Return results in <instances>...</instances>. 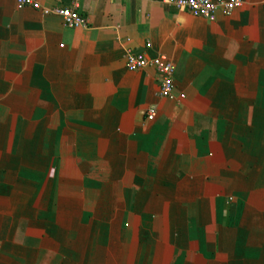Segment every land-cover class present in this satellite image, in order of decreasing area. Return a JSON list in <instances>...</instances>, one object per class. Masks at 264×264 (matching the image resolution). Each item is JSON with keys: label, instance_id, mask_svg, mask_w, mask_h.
Listing matches in <instances>:
<instances>
[{"label": "crops", "instance_id": "0c3cea01", "mask_svg": "<svg viewBox=\"0 0 264 264\" xmlns=\"http://www.w3.org/2000/svg\"><path fill=\"white\" fill-rule=\"evenodd\" d=\"M236 1L80 0L68 29L0 0V264H264V0Z\"/></svg>", "mask_w": 264, "mask_h": 264}, {"label": "built area", "instance_id": "2783aa9c", "mask_svg": "<svg viewBox=\"0 0 264 264\" xmlns=\"http://www.w3.org/2000/svg\"><path fill=\"white\" fill-rule=\"evenodd\" d=\"M18 9L31 8L39 11L44 16L54 15L60 17L63 24L68 29H79L87 27L86 19L78 12L80 0H74L69 8H44L39 0H14ZM161 1L173 6L177 10H184L192 16L203 18L209 22H214L216 14L221 12L224 16H230L235 8L241 6L236 0H153ZM148 50L151 45L146 44ZM125 66L130 72L139 71L147 67L153 68L159 76L160 89L159 96L164 99L175 100L174 87V65L164 55L148 58L143 53H133L128 50L125 55ZM180 97H183L182 95ZM156 115V107L151 106L146 112V119L151 121Z\"/></svg>", "mask_w": 264, "mask_h": 264}]
</instances>
